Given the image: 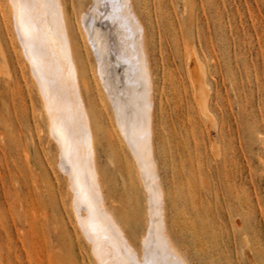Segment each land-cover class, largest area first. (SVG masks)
<instances>
[{
	"label": "rangeland",
	"instance_id": "1",
	"mask_svg": "<svg viewBox=\"0 0 264 264\" xmlns=\"http://www.w3.org/2000/svg\"><path fill=\"white\" fill-rule=\"evenodd\" d=\"M64 2L89 87L82 94L103 190L139 250L151 207L82 34L79 15L89 0ZM132 3L147 32L154 159L173 243L188 264H264V0ZM0 39V264H95L75 227L57 152L46 143L5 0ZM194 52L208 71L209 115L189 74Z\"/></svg>",
	"mask_w": 264,
	"mask_h": 264
},
{
	"label": "bare ground",
	"instance_id": "2",
	"mask_svg": "<svg viewBox=\"0 0 264 264\" xmlns=\"http://www.w3.org/2000/svg\"><path fill=\"white\" fill-rule=\"evenodd\" d=\"M5 2L14 34L12 42L19 49L37 91L46 124V143L57 152V168L67 183L75 227L95 264H120L125 258V245L135 259L143 262L146 239L151 246L147 259L188 264L166 228L165 192L154 159L153 72L146 28L132 0H120L127 7L118 19L113 18L110 4L98 7L97 0H89L88 10L79 19L85 42L95 55L102 84L99 85L103 86L125 144L136 159L138 178L150 203L147 232L139 250L108 206L103 190L96 156L97 135L82 94L89 87L83 79V62L66 2L20 0L30 6L25 9L22 22L18 10L12 7L13 0ZM188 65L195 98L208 114L212 88L206 63L194 52Z\"/></svg>",
	"mask_w": 264,
	"mask_h": 264
},
{
	"label": "snow or ice",
	"instance_id": "3",
	"mask_svg": "<svg viewBox=\"0 0 264 264\" xmlns=\"http://www.w3.org/2000/svg\"><path fill=\"white\" fill-rule=\"evenodd\" d=\"M108 4L111 5V9L113 12V18L118 19L119 16L118 14L121 13L126 7V4H121L120 0H97V6L102 7V6H107ZM13 9L18 10V19L22 22L23 17H24V12L25 9L29 8L30 6L28 4L20 2V0H13L12 3ZM31 7H35V5H32ZM45 8H50L53 6L50 5H43ZM146 138V137H145ZM151 235V233H150ZM151 251V246H150V241L148 239L145 240V255L146 258L143 262L135 259L133 256L131 249L127 248L125 245L123 252H124V257L121 259L120 264H184L183 261L180 260H174V261H161L159 259H147V256L150 254Z\"/></svg>",
	"mask_w": 264,
	"mask_h": 264
}]
</instances>
